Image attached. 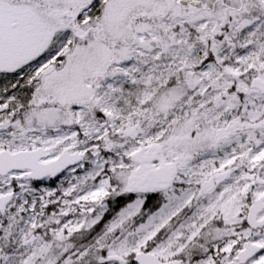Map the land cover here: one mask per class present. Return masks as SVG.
<instances>
[{"label": "snow or ice", "instance_id": "6c2138e0", "mask_svg": "<svg viewBox=\"0 0 264 264\" xmlns=\"http://www.w3.org/2000/svg\"><path fill=\"white\" fill-rule=\"evenodd\" d=\"M0 264H264V0H0Z\"/></svg>", "mask_w": 264, "mask_h": 264}]
</instances>
